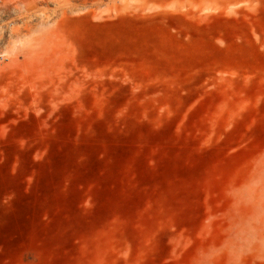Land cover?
Returning <instances> with one entry per match:
<instances>
[{
	"label": "rangeland",
	"instance_id": "1",
	"mask_svg": "<svg viewBox=\"0 0 264 264\" xmlns=\"http://www.w3.org/2000/svg\"><path fill=\"white\" fill-rule=\"evenodd\" d=\"M0 264H264V0H0Z\"/></svg>",
	"mask_w": 264,
	"mask_h": 264
}]
</instances>
